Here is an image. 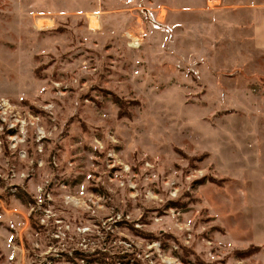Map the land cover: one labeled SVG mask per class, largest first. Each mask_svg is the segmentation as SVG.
Returning <instances> with one entry per match:
<instances>
[{
  "label": "rangeland",
  "instance_id": "374dc122",
  "mask_svg": "<svg viewBox=\"0 0 264 264\" xmlns=\"http://www.w3.org/2000/svg\"><path fill=\"white\" fill-rule=\"evenodd\" d=\"M264 0H0V264H264Z\"/></svg>",
  "mask_w": 264,
  "mask_h": 264
},
{
  "label": "crops",
  "instance_id": "0c3cea01",
  "mask_svg": "<svg viewBox=\"0 0 264 264\" xmlns=\"http://www.w3.org/2000/svg\"><path fill=\"white\" fill-rule=\"evenodd\" d=\"M249 15L250 39L255 49L264 50V3L242 5Z\"/></svg>",
  "mask_w": 264,
  "mask_h": 264
}]
</instances>
